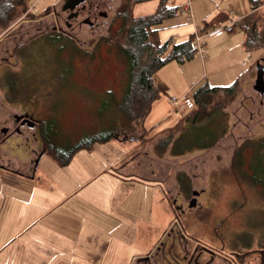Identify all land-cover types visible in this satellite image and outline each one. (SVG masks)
I'll return each mask as SVG.
<instances>
[{"label":"rangeland","instance_id":"1","mask_svg":"<svg viewBox=\"0 0 264 264\" xmlns=\"http://www.w3.org/2000/svg\"><path fill=\"white\" fill-rule=\"evenodd\" d=\"M64 1L32 0L30 7L33 15L22 14L0 33V125L7 127L8 135H11L10 142L0 147V162L8 164L5 158L14 155L9 161L11 169L18 174L30 175L36 156L43 152V140L52 142L55 148L65 152L86 138L105 137L121 129L124 133L108 143L94 144L91 154L88 150H81L82 155L88 156L89 169L96 167L93 160H98V163L99 160L109 161L129 148L132 142L127 138L132 135L141 137L145 142H139L135 151L143 157V160H139V172L164 182L165 190L157 194H152L148 189L144 193L140 189L136 190L133 187L135 182L129 180H136L137 172L131 178L125 174L122 181L108 175L96 178L70 196L65 210L78 203L79 199L87 203L95 202L98 207L112 211L106 218H109V222L118 223L113 230L85 225L82 234L87 235L86 240L80 237L76 243L73 239L60 238L55 232H48L39 224L23 233L21 230L29 220L44 213V206L51 204L48 202L66 197L67 188L77 184L82 177L78 174L80 171H76V161L69 167L61 166L57 159L44 153L38 163V170L50 179L47 183L50 194L42 192L39 198L35 197L36 189L46 185L38 179L31 180L18 175L12 182H7L0 175V245L20 234L18 240L0 253V264H137L141 258L138 255L145 254L158 237L168 240L175 219L183 227L187 224V228H184L186 232L199 241L209 242L212 239L213 243L217 241L213 229L226 217L231 218L232 230L249 222L260 225L264 217L260 207L264 204H261L255 188L248 185L249 181H243L248 177L245 169L250 162V152L246 150L247 156L241 154V167L233 165L237 156L234 152L236 148L244 147L246 139L257 141L264 138V107H259L261 98L252 89L254 65L261 51L246 52L244 35L236 29L230 41L226 40L228 35L205 39V58H201L196 51L194 59L188 65L185 64L187 67L172 61L155 74V84L160 91L155 101L165 99L172 111L175 106L170 103V98L181 101L182 97L166 94L162 82L159 83L160 79L168 78L175 89H189L184 96L188 99L203 86L223 88L239 81L233 96L220 93L212 98L213 106L226 114L227 121L226 134L215 147L180 157H172L168 152L160 155L154 151V146L165 132L154 130L144 134L140 126L132 124L127 133L125 129L129 117L122 114V107L126 108L127 104V101L124 102L127 66L118 50L124 46L123 21L119 19L118 13L129 11L132 0H91L96 7L90 17L92 27L82 23L88 17L85 12L72 25L66 26L67 13L61 8ZM172 1L177 8L176 15L156 27L161 43L169 40L180 43L175 36L177 31L192 21L187 22L185 17L188 16L182 12L187 0ZM213 1L207 9L215 17ZM157 5V1L137 4L132 14L134 17L150 15L156 11ZM191 9L198 15L204 13L202 0H191ZM258 12L261 18L264 4ZM53 27L61 32H53ZM62 33L70 38L66 37L65 40ZM58 35L64 38L63 41L51 40V37ZM214 48L215 57L210 59ZM177 78L179 82L176 83ZM108 92L112 93L111 98L106 96ZM25 114L33 118V128L21 125L20 121L15 123L13 115H23V118ZM148 117L145 118L144 126L147 130L161 122H149ZM41 125L44 126L42 131ZM126 166H119L114 172L122 173ZM233 168L237 169L235 173L238 178L242 175L240 185L243 190L240 189V192ZM259 168L264 166L260 165ZM82 172L85 174V171ZM179 173L189 178L190 190H205L198 199L202 206L199 211L183 215L172 209L169 197L176 196L175 192L179 191ZM142 183L147 184L146 181ZM159 193L160 198L165 199L163 203L158 201ZM190 196L191 193L182 194L184 199ZM245 200L258 202L259 206L254 203L248 205ZM86 208L84 214H76L77 219L86 216L90 207ZM121 210L132 211L133 214L126 212V218ZM57 216L54 213L46 222H54L52 219ZM91 234H94V239L89 240ZM234 241L232 237V249L235 247Z\"/></svg>","mask_w":264,"mask_h":264},{"label":"trees","instance_id":"2","mask_svg":"<svg viewBox=\"0 0 264 264\" xmlns=\"http://www.w3.org/2000/svg\"><path fill=\"white\" fill-rule=\"evenodd\" d=\"M149 1L158 2L156 11L150 15L134 17L132 14L133 7ZM247 1L251 13L238 21L236 27L244 35L246 51L251 52L264 47V27L262 26L264 14L260 18L258 12V9L264 4V0ZM31 2L32 0H0V33L5 31L22 14L32 16ZM176 9L170 5L169 0H132L129 11H124L123 14L118 13L119 19L123 21L124 37V46L118 50L127 66V92L124 97V102L127 101V104H125L126 108L125 106L122 107L124 113L121 112L120 108L118 110L120 114L129 117V124L125 129L127 133L131 130L132 124L140 126L144 134L153 132L147 133L143 128V122L152 103L159 97L160 91L154 83V75L169 62L174 61L182 64L192 60L197 51L194 37L180 43H174L171 40L164 43L159 41L156 27L161 25L164 20L175 16ZM54 39L63 41L64 38L60 35L51 37V40ZM65 40H67L66 37ZM51 43L53 42L51 41ZM238 82L223 88L203 86L197 89L190 99L193 102L194 110L185 117L178 116L172 126L160 132H165V135L156 142L154 151L160 155L168 152L172 157H180L193 151H204L215 147L226 134L227 121L226 114L219 107L213 106L212 98L220 93L229 97L233 96ZM106 96L111 98L112 93L108 92ZM30 123L34 126L33 121L30 120ZM40 127L42 131L44 126L41 125ZM122 133H124L123 130L117 129L105 137L86 138L65 152L62 149L59 150L58 147L55 148L52 142L43 140L44 148L42 151L57 159L61 166H66L76 152L90 150L94 144L106 143ZM127 140L131 142L142 141V144L145 142L141 137L133 135ZM242 148L237 152L234 167L235 165L240 167L243 165V159L240 155ZM253 162V167L256 170H264V168H259L260 165L264 166V155L256 158ZM258 177L264 178V176ZM177 184L181 186L184 194L190 193V180L183 173L177 174Z\"/></svg>","mask_w":264,"mask_h":264},{"label":"crops","instance_id":"3","mask_svg":"<svg viewBox=\"0 0 264 264\" xmlns=\"http://www.w3.org/2000/svg\"><path fill=\"white\" fill-rule=\"evenodd\" d=\"M213 2H214L213 0H202L204 13H202L200 15L195 14V12H193L191 9L192 21L188 22L189 21L188 17H185V19H187L186 21L190 24L182 26L177 31V33L175 35L179 42L186 41L190 37H194V39H195V35H194L195 31L199 30L198 34H199V38L201 39V42L203 43L202 52L204 53L203 48L204 49L207 48L206 47L207 43L205 42V39L215 38V36L214 37H208L207 36L208 32H210L211 30H213L214 28H216L218 26H231V27H233V31L231 34H223L221 36H217V37H222L224 35H228L229 38H226V40L230 41L232 39V36L234 35V32L237 29V27H236L237 22L250 14V6H249L247 0H215V4L212 6V8L215 6L216 14H215V17H213L214 15H212L211 10L207 9V6L210 5V3L213 4ZM169 3L172 7H176L172 0H169ZM183 7L184 8H183L182 12H183L184 16L185 15L187 16V14L185 12V6H183ZM174 41L173 42L176 43V40H174ZM209 44H210V42H209ZM214 50H215V48L213 49V52L210 56L212 58H210V59H214V57H215ZM244 50L246 51L245 47H244ZM203 53H202V55L199 54L201 58L204 57ZM194 57H195V55H194ZM194 57H193V59H194ZM190 61L191 60L186 61L180 65L187 67L186 65H188L187 63H190ZM204 65H205V63H204ZM168 67H172V66H168ZM153 79L155 81L154 83H157L156 82L157 80L155 79V75H154ZM160 81L162 82L161 85L163 87V90L166 92V94L171 93L173 95H176L177 97H182V99L184 98L185 95H187V92L189 89L183 88V87L179 90L175 89L171 83L172 81L171 82H170V80L168 81V78L167 79H160L159 83H161ZM175 82L176 83L179 82V79L178 78L175 79ZM5 91L9 92V90H7V89H5ZM4 95H6V94L4 93ZM173 110L174 111H172L171 105L163 98L159 102L154 101L151 105V109H150L147 117L149 116L148 117V119H150L149 122H153L155 120H158V121L161 120L160 123H162V125H160V123H159L158 125H156V127H153L150 130H147L144 128V126L146 124V120L144 119V122H143L144 130L147 133L154 131V130L163 131L165 127L167 128V127L172 126V124H174V121L177 119L178 116L179 117H185V116L189 115L194 110V108L186 110L185 113H183V114L180 112H177L175 109H173ZM22 116L23 115H21L19 117H22ZM15 117L18 118V115H13V119ZM15 123H16V121H15ZM162 127H164L163 130H160ZM0 128L1 129L2 128L8 129L7 127H2L1 125H0ZM10 140L11 139L9 138L5 141H2L0 143V147L8 144L10 142ZM108 142H106V143H108ZM131 144L132 145L129 148H127L124 152L119 153L116 157L112 158L109 161L99 160L100 163H98V160H93L94 162H96V164H95L96 167H94L93 169H89V166L87 164V162H89L86 160V158L88 156L82 155L81 150H80V152L78 151V153H81V154H78L76 152L73 155V157L71 158L70 162L66 166L69 167L73 161H76V163H75L76 167L75 168H76L77 173H78V170L80 171V173H78V174L82 175L81 179L78 181L77 184L70 185V187L67 188L68 195L66 197H61V198L57 199L56 201H54L53 203L48 202L51 204L44 206V209H45L44 213H42L41 215H39L35 219L32 218L31 220H29L26 223L25 227L21 230V232L26 233L30 228H32V226H34L35 224H39L48 232H55L54 234L60 238L67 237V238L73 239V241L76 243V240H80V237H82L84 240H86L85 237L87 235L84 236L82 234V228L85 225L89 226L90 228L91 227L92 228L99 227V228H102L104 230L105 229L113 230V228L118 223L114 224V222H109L108 221L109 218L108 219L106 218L107 214L112 213V211L105 210V209H102L101 207H98V205L95 202H93V203L88 202L87 203V202L83 201L82 199H79L78 203L75 202L72 205V207L69 206L65 210V207L69 204V202L71 200L70 196L72 194H76V190L79 187L81 188L83 186L90 184L92 182V180H94L96 178L98 179L100 177L108 175L111 177H115L119 181H122L125 179V177H124L125 174H126V177L131 178L134 175V172H137L138 178H136V180H134V179L129 180V181L135 182L133 187H136L137 188L136 190L140 189V192L144 193L145 190L148 189V191H150L152 194H154V193L157 194L162 189L165 190L164 182L155 179V176H150V174L146 176L145 174H142L139 172V171H141L140 170L141 166L139 164V160H143V157L140 156V153L135 152V151H137L140 144L138 141L132 142ZM87 152H89V154H91V149L88 150ZM134 152H135V155H133ZM0 155H2V153H0ZM43 155H44V153L40 152L36 156L35 161L33 162V167H32L30 175H26L23 173L18 174V172L16 170L11 169L12 164H9L10 163L9 161L12 160V157L13 158L15 157L14 155H11L12 157L10 156L8 158H5V160H4V161H8L7 162L8 164L0 162V175H2V177H5L6 181L8 180L7 182H10V181L12 182L13 180H15L14 178L18 177V175H20L21 177L25 176L24 178H28L31 180L38 179V181L40 183L45 182L46 185L41 186V187L39 186L35 191L36 192L35 197L39 198L41 196V195H39V193H42V192L49 193V191H50V189L47 187V183H49L50 179L42 171L38 170V163L40 162ZM95 156H97V155L95 154ZM130 156H131V158H130ZM133 159L135 161H132ZM123 165H127L125 168V171H122V173L120 172L118 174L114 172L119 166H123ZM82 170L85 171V174L82 172ZM6 175H8V176H6ZM75 177H76V175H75ZM143 181H146L147 184L143 185V183H142ZM55 184L57 186H59L57 183H55ZM158 195H159L158 201L160 203H163L165 199L162 200L160 198V196H161L160 193ZM66 202H68V203L65 204ZM48 203H46V204H48ZM31 205H33V204H31ZM34 206L37 207V204H34ZM88 206L90 207L91 211L89 210L87 212L86 216L83 217L81 220L77 219L76 214H80V213L84 214L86 212L85 208ZM126 212L130 213V215L133 214L132 211L121 210V213H123L126 218L128 217V216H126V214H127ZM54 213H56L58 215L57 216L58 219L54 218V219H52L54 222H51V220L46 222L51 217V215H53ZM82 224H83V226H82ZM76 232H77V234H76ZM92 236H94V234H91V236L89 237V240L94 239ZM19 237H20V234L18 236H16L15 239H14V237L8 238V240L5 243H2L0 245V253L9 244L13 243L16 239L18 240ZM162 238L163 237H158L157 240L154 242L153 246H151V248L147 249V252L145 254L138 255V256H140L142 258L145 255L152 252L156 248L158 242ZM75 245H74V247H75ZM21 263H23V262H21Z\"/></svg>","mask_w":264,"mask_h":264},{"label":"flooded vegetation","instance_id":"4","mask_svg":"<svg viewBox=\"0 0 264 264\" xmlns=\"http://www.w3.org/2000/svg\"><path fill=\"white\" fill-rule=\"evenodd\" d=\"M65 0L62 7L66 3ZM61 7V8H62ZM96 7H92L89 10H85L86 8L79 10L78 12L76 9L73 11H62L67 13V22L65 23L66 26L72 25V22H75L81 14L84 12L87 13L86 19H90L93 10ZM77 14V15H76ZM58 15V14H57ZM58 19V17L56 18ZM52 31L55 33L61 32L56 27L52 28ZM63 37H68L65 33H62ZM70 38V37H68ZM259 58H257L258 62L264 61V47L260 49ZM263 60V61H262ZM256 61V62H257ZM256 62L254 65V79H256ZM264 64V63H262ZM263 80H264V69H263ZM255 85V80H254ZM254 85L252 87L253 91L261 98L259 101V107L263 108V100L264 94L262 95L259 91L254 90ZM264 90V86H263ZM29 115L25 114L22 117H15L14 120L16 122L20 121L21 125H27L28 128H33L32 123L29 121H33V118L27 117ZM264 127V124H263ZM3 135V136H1ZM8 130L2 129L0 131V143L5 141L9 138ZM244 148V153L246 156L247 152H250L248 156L249 161L246 164L245 172L246 176L243 181L247 182L248 185L255 188V191L258 193L257 196L261 200V204H264V178H259L258 176H264V170H256L255 168H251L253 165L252 162L264 155V138H260L257 141H253L252 139H246ZM261 145V147H259ZM263 146V147H262ZM241 147V146H240ZM239 151L236 148L234 154L236 155ZM243 151V150H242ZM240 153V155L242 154ZM233 175L235 176L236 183L241 191L243 190L240 178L237 177V169L233 168ZM179 191H176V196L171 195L169 199L171 200V207L172 209L175 208V211H179L181 214H191L195 210H200L202 206L198 203V199L203 195L205 190L200 189H192L190 191L191 196L186 197L185 199L182 197V190L178 186ZM166 195H168L166 191ZM245 196V193L243 192ZM257 197V199H258ZM183 198L182 200H180ZM195 199V200H194ZM246 199V197L244 198ZM194 200V201H193ZM192 203L194 206H192ZM246 204L254 203L256 206L258 202H254L253 200H245ZM261 213L264 216V205L260 207ZM230 217H226L222 219L213 229L216 233L217 241L213 243V240L210 239L209 242L199 241L193 235H190L186 232L184 228H187V224L184 227L180 224V222L175 219V223L170 230V234H168V240H160L156 246V248L150 252L149 254L145 255L144 257L137 260V264H264V217H262V223L259 225L256 222H249L244 225H241L235 230H232V222L230 221ZM242 224V222H241ZM213 235L210 237L212 238ZM232 237L234 241L235 247L232 249Z\"/></svg>","mask_w":264,"mask_h":264},{"label":"built area","instance_id":"5","mask_svg":"<svg viewBox=\"0 0 264 264\" xmlns=\"http://www.w3.org/2000/svg\"><path fill=\"white\" fill-rule=\"evenodd\" d=\"M185 12L188 16V20H192V11H191V0H187V3L185 5ZM233 31V28L231 26H218L207 33L208 37H217L221 36L223 34H231ZM199 30L195 31V46L197 51L202 55V47L203 43L201 42V39L199 38ZM170 103L175 106V110L180 113H185L186 110L193 109V102L188 98H183L181 101H177L175 98H170Z\"/></svg>","mask_w":264,"mask_h":264},{"label":"water","instance_id":"6","mask_svg":"<svg viewBox=\"0 0 264 264\" xmlns=\"http://www.w3.org/2000/svg\"><path fill=\"white\" fill-rule=\"evenodd\" d=\"M90 1L91 0H68V1H66L64 6L62 7V9H63V11H73L74 9H76L77 12L79 10L84 9V8H86L85 10H89L90 8L94 7L93 3ZM87 2L89 3L88 5H87ZM84 23L90 27H92V25H93L92 22L90 21V19L85 20ZM262 63H264V61L263 62H258V61L256 62L257 73H256L254 90L259 91L263 95L264 94V90H263V86H264V80H263L264 64H262ZM192 206H194L193 203H192Z\"/></svg>","mask_w":264,"mask_h":264}]
</instances>
